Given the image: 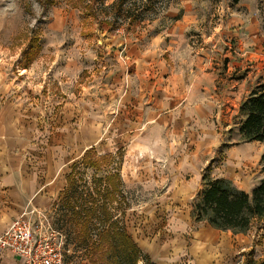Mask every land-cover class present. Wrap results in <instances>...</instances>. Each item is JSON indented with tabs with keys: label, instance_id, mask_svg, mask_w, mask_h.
I'll use <instances>...</instances> for the list:
<instances>
[{
	"label": "crops",
	"instance_id": "0c3cea01",
	"mask_svg": "<svg viewBox=\"0 0 264 264\" xmlns=\"http://www.w3.org/2000/svg\"><path fill=\"white\" fill-rule=\"evenodd\" d=\"M118 37L120 48L113 52L118 66L99 76L100 82L90 75L78 84L68 71L55 78L57 87L49 83L14 94L4 87L0 235L16 218L34 220L54 207L76 156L97 149L107 137L108 119L120 134L116 138L128 140L117 149L120 174L128 170L127 156L145 157L149 171L156 164L170 172L176 200L186 201L201 189L202 171L221 145L222 173L211 167L212 176L245 192L264 179L260 170L243 168L251 158L248 145L227 135L234 128L239 137V104L264 83V0H232L226 6L170 0L154 22ZM24 67L25 72L29 64ZM121 179L125 186L122 174ZM0 264L23 260L0 250Z\"/></svg>",
	"mask_w": 264,
	"mask_h": 264
},
{
	"label": "rangeland",
	"instance_id": "374dc122",
	"mask_svg": "<svg viewBox=\"0 0 264 264\" xmlns=\"http://www.w3.org/2000/svg\"><path fill=\"white\" fill-rule=\"evenodd\" d=\"M118 1L0 0V100L1 94H6L5 86L9 87L10 94H14V90H29L49 83L51 87H57L55 78L67 75L68 71L76 76L78 84L90 79V75L100 82L99 78L102 79L106 71L118 66L113 52L120 46L115 44L114 37L119 39L118 36L124 37L130 30L145 28L165 12L170 2L121 0V9H130L133 14L130 20L124 18V10L117 12ZM212 1L226 6L232 0ZM112 23H116V28H111ZM34 40L37 41L35 46ZM29 46L36 54L24 72L21 68ZM110 120L108 127L106 125L107 137L96 145L101 153L123 148L128 141L116 138L120 134L114 132ZM233 130L226 132L228 138L249 148L251 158L246 160L243 168L248 171L256 168L264 174V142L245 144ZM223 146L218 148L202 174L220 178L212 176L211 167L222 166ZM81 159L82 156H76L78 164L73 171L78 196L94 191L101 175ZM148 164L145 157L127 156L128 170L124 168L121 172L125 198L117 193V199L109 205L113 220L126 228L149 258L147 262L137 264H243L248 256L259 259L264 254V220H253L244 234L216 230L206 222L190 225L188 213L198 191L186 201L176 200L169 187L170 172L163 168V171L157 170L156 164L154 170L149 171ZM105 167L102 166V170L107 169ZM216 173H222L221 167ZM61 204L52 205L45 215L51 227L62 236V264H108L101 251L94 249L91 243L86 246L79 242L71 220L73 214ZM66 212L68 214L64 216Z\"/></svg>",
	"mask_w": 264,
	"mask_h": 264
},
{
	"label": "trees",
	"instance_id": "16d2710c",
	"mask_svg": "<svg viewBox=\"0 0 264 264\" xmlns=\"http://www.w3.org/2000/svg\"><path fill=\"white\" fill-rule=\"evenodd\" d=\"M238 0H233L237 3ZM121 0L117 3V12L124 10L125 19L132 18L130 9H121ZM137 18L134 19V21ZM111 28H116L112 23ZM110 28V29H111ZM33 46L37 43L33 41ZM32 46V45H31ZM36 52L28 47L24 53L27 66ZM24 67V68H25ZM238 115L242 118L238 123L237 133L243 142H264V83L254 86L249 94L240 102ZM264 158V153L262 155ZM81 161L101 173L95 184L94 191L78 196L77 186L73 181V162L66 175V187L60 193L54 206L59 202L73 214L74 228L79 242L101 251L108 264H137L147 262L145 255L126 228L115 220L109 209L110 203L117 199V193L125 198L121 179L122 153H100L92 147L84 152ZM102 166L107 169L102 170ZM105 167V168H106ZM64 213V216H66ZM190 217L193 225L206 222L220 231L234 234L246 233L253 220H264V179L256 184L250 192L238 189L230 180L213 178L207 173L202 174V187L193 201ZM67 219V218H66ZM67 221V220H66ZM98 230L95 234L94 230ZM97 236V239H93ZM149 264H153L149 262ZM243 264H264V254L259 259L248 256Z\"/></svg>",
	"mask_w": 264,
	"mask_h": 264
},
{
	"label": "built area",
	"instance_id": "2783aa9c",
	"mask_svg": "<svg viewBox=\"0 0 264 264\" xmlns=\"http://www.w3.org/2000/svg\"><path fill=\"white\" fill-rule=\"evenodd\" d=\"M62 236L45 214L34 220L20 216L0 235V250H8L23 264H62Z\"/></svg>",
	"mask_w": 264,
	"mask_h": 264
}]
</instances>
